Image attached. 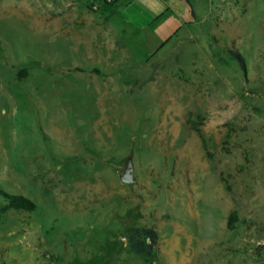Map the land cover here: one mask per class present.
I'll return each mask as SVG.
<instances>
[{
    "label": "rangeland",
    "instance_id": "obj_1",
    "mask_svg": "<svg viewBox=\"0 0 264 264\" xmlns=\"http://www.w3.org/2000/svg\"><path fill=\"white\" fill-rule=\"evenodd\" d=\"M110 1L76 0L87 34L70 0H0V186L37 205L0 198V264H264V0H192L163 48ZM105 38L125 56L97 64Z\"/></svg>",
    "mask_w": 264,
    "mask_h": 264
},
{
    "label": "crops",
    "instance_id": "obj_2",
    "mask_svg": "<svg viewBox=\"0 0 264 264\" xmlns=\"http://www.w3.org/2000/svg\"><path fill=\"white\" fill-rule=\"evenodd\" d=\"M122 1L123 0H118L117 4H120ZM183 1L184 0H128V5L122 12L121 17L125 24L130 27L133 26L137 31H142L144 33V41H148L150 38L148 31H152L151 36L153 39L157 37L160 42L166 41L161 47L163 48L173 36L186 28L187 25L195 22L196 18L200 17L198 10L195 9L192 3L190 5ZM110 2L113 3V0ZM75 4L76 0H70L69 12L71 13H69V15L71 14V22L74 25L76 22H82L79 14L81 15V12H85L84 14L90 22L89 25L82 30L84 33L88 34V32H91V34H93L95 31H92V25L97 26L99 29H103L104 24L101 26L96 24L97 17H95L94 13L77 7ZM116 14H118L116 9H109V11L106 10L105 15L103 18H100V20L104 19L105 23L107 22L111 25L110 22L113 20L111 17ZM154 25L156 26L154 27ZM68 33L69 35H72L73 38H80V35L76 34V31H73L72 29H70ZM91 41L92 40L89 42V49L91 51L89 57L91 61H94L97 64L112 62L114 55L118 57L125 56L122 52H118L116 43H109L107 38H105L102 43H99V45H96Z\"/></svg>",
    "mask_w": 264,
    "mask_h": 264
},
{
    "label": "trees",
    "instance_id": "obj_3",
    "mask_svg": "<svg viewBox=\"0 0 264 264\" xmlns=\"http://www.w3.org/2000/svg\"><path fill=\"white\" fill-rule=\"evenodd\" d=\"M188 3L191 5L192 0H187ZM195 16V14L193 13ZM231 55L234 60L239 63V66L247 76V65L246 60L242 56V54L238 51H232ZM0 198L4 199L7 203V206L12 209L16 210H24L29 212H34L37 209V205L28 198L22 196L11 195L5 192L0 186ZM235 213H232L229 221H228V228L230 230L233 229L234 222H235ZM159 233L155 228L147 227V226H138L134 227L131 230V233L128 238V242L130 245V249L139 255L146 256L149 260L153 259L156 255V250L159 245Z\"/></svg>",
    "mask_w": 264,
    "mask_h": 264
},
{
    "label": "water",
    "instance_id": "obj_4",
    "mask_svg": "<svg viewBox=\"0 0 264 264\" xmlns=\"http://www.w3.org/2000/svg\"><path fill=\"white\" fill-rule=\"evenodd\" d=\"M120 180L126 185L135 183L136 180L134 178V166L131 159L127 161L124 171L120 174Z\"/></svg>",
    "mask_w": 264,
    "mask_h": 264
},
{
    "label": "built area",
    "instance_id": "obj_5",
    "mask_svg": "<svg viewBox=\"0 0 264 264\" xmlns=\"http://www.w3.org/2000/svg\"><path fill=\"white\" fill-rule=\"evenodd\" d=\"M106 1H109V0H106Z\"/></svg>",
    "mask_w": 264,
    "mask_h": 264
}]
</instances>
